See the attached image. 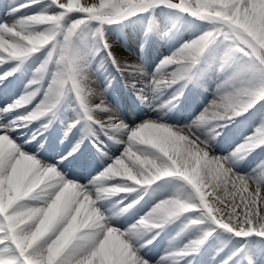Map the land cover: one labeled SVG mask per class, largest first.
I'll use <instances>...</instances> for the list:
<instances>
[{"label": "snow or ice", "instance_id": "6c2138e0", "mask_svg": "<svg viewBox=\"0 0 264 264\" xmlns=\"http://www.w3.org/2000/svg\"><path fill=\"white\" fill-rule=\"evenodd\" d=\"M166 11L207 27L152 73L138 55L114 51L105 26L140 16L159 33ZM29 61L39 66L24 94L0 101V264H194L220 233L251 243L214 250L212 264H264V160L238 171L264 150V0H13L0 18V84ZM104 62L146 110L139 122L128 124L106 89L92 86ZM189 85L211 99L179 123L171 113ZM67 103L75 115L64 138L73 129L81 137L48 157L37 135L64 119ZM36 122L21 140L20 129ZM228 125L244 129L241 142L217 154ZM85 141L103 168L81 183L67 165ZM172 225L173 239L187 243L154 261L145 249Z\"/></svg>", "mask_w": 264, "mask_h": 264}, {"label": "bare ground", "instance_id": "6f19581e", "mask_svg": "<svg viewBox=\"0 0 264 264\" xmlns=\"http://www.w3.org/2000/svg\"><path fill=\"white\" fill-rule=\"evenodd\" d=\"M12 2L13 0H0V18L3 17L5 7ZM19 2L23 3L25 0H19ZM81 2H83V0H81ZM38 10L39 6L32 9H25L24 11L25 13H30ZM146 19L149 20L147 17H132L131 19L121 23L125 25L124 29L120 28L121 24H115L105 26L104 31L109 40L114 42V51L118 55L133 58L138 55L143 67L149 73L155 71L157 65L165 56L170 55L185 40L192 38L190 35L193 32L199 30L202 32L205 30V28H201L200 23L197 25L191 24V18H185L184 16L166 11L156 20V23L160 28L159 34L150 31V25H145L144 33L142 34V22H145ZM95 27L96 26H93L92 32H94ZM140 33L141 35H144V37L140 36ZM95 63H100L99 57L96 58ZM154 63H156V67L153 66ZM38 66L39 62L33 63L32 61H29L28 65L23 70L17 72L15 76L9 77V80L11 81L10 83L0 85V101H2V97L7 96L14 91H18L20 95H23L25 91L24 86L33 78L34 69ZM3 71H5V69H0V74H2ZM107 75L108 81L105 82ZM109 76L112 77V80L110 81ZM119 78H122V83L119 82ZM97 82L98 84H93L92 86L97 90H99L100 87L106 89L107 101L119 110L122 118H125L128 124H134L144 118L146 110L139 105L134 95L129 91L128 87H126L125 79L110 65L109 62H104V66L100 68ZM181 97L191 99L192 101L188 105H178V108L171 113L174 119L179 123H184L192 116L197 115L202 110L204 104L211 99L209 93L192 85H189L188 88L185 89V95ZM93 103H98V100L94 99ZM62 113L65 114L68 120H71V118L75 115L70 103L65 105L62 109ZM98 116L101 119L104 118L102 114H98ZM65 127L66 126L62 124V120L58 119L52 124L48 131L42 133L47 136V141L45 142L47 144V152L45 153L46 156L53 157V155H56L57 152L59 153L61 148L65 149L67 153L71 151L70 147L73 148L76 142L80 139L82 130L77 132L75 131L76 133L73 134L75 137L74 139L70 138L72 133H70L65 139ZM39 128L40 124L39 122H36L28 128L20 129V139L26 135L32 136L33 132L36 133ZM243 131V128L235 125L226 127L223 130V135L220 137L219 144L215 149L216 153L226 154L234 148L236 144L241 142ZM56 138H58V142L55 141ZM37 140H39L38 135ZM62 140L63 143H61ZM33 143H35V141ZM93 150L91 149L89 152H84L83 149H79V151L75 154V156H78L77 162L74 163L72 160L71 164H73V166L67 170L70 176L78 179L81 183H87L92 177L96 176L101 171L99 170L95 174L93 173L94 175L90 173V170H92V164H96L100 161L97 160L99 156H97V153ZM262 160H264V150H258L241 164L238 171L241 172V174L251 172V170ZM178 188L179 182L173 181L167 191L170 193L176 192ZM155 191L159 193L162 190L158 188ZM177 230L178 229L175 225L166 229L151 245L145 249L148 257L155 261L159 260L160 257L164 255L165 251H163V248L166 246L160 245L161 243L159 244V242L164 238V236H169V233L171 232V234H173L172 242H178L181 244L187 243V237H182L179 240L173 239L176 236ZM210 245L211 241L207 245L204 254L199 257L194 264H212L211 257L214 255V250L216 249H211ZM218 247H220V245Z\"/></svg>", "mask_w": 264, "mask_h": 264}, {"label": "rangeland", "instance_id": "374dc122", "mask_svg": "<svg viewBox=\"0 0 264 264\" xmlns=\"http://www.w3.org/2000/svg\"><path fill=\"white\" fill-rule=\"evenodd\" d=\"M185 18H191V17H186V16H184ZM191 20H192V23L191 24H193V25H197V24H199L200 23V26H201V28H205L206 29V25H203V24H201V22H199V21H196V20H194V19H192L191 18ZM144 23V24H143ZM142 25L144 26H142V30L141 31H143L142 32V34L144 33V29H145V25H149V20H145V22L143 21L142 22ZM156 25H157V23H156ZM93 26H95V25H93ZM93 26L90 28V30H89V33H91L92 32V29H93ZM122 28L124 27V25H120ZM158 26V25H157ZM160 33V32H159ZM159 33H157V34H159ZM198 33H200V30L199 31H196V32H193L190 36L191 37H193L194 35H196V34H198ZM140 36H142V37H144V35H141V33H140ZM143 42V41H142ZM100 58V57H99ZM153 66L154 67H156V63H154L153 64ZM107 78H108V75L106 76V78H105V82L106 81H108L107 80ZM109 81H110V76H109ZM104 82V83H105ZM0 85H2V84H0ZM20 97V94H19V92L18 91H14V92H11L10 94H8L7 96H5V97H2V101H4V100H7V101H9V102H11L12 100H14V99H18ZM179 104V103H178ZM63 117H64V119L62 120V124H64L65 126H66V123L67 122H70V119L68 120L67 118H66V116H65V114H63ZM124 120H125V118H123ZM68 120V121H67ZM126 121V120H125ZM127 122V121H126ZM228 126H230V125H228ZM227 126V127H228ZM78 131L77 129H73L72 130V135L74 134V133H76V132ZM23 133H25V132H23ZM44 133V132H43ZM33 134H34V132H33ZM70 136V138L71 139H74L75 137H74V135L73 136ZM27 136V135H26ZM28 138H31V136H27ZM41 137V138H40ZM25 137H23V138H21L22 140L24 139ZM38 139L40 140V141H43V142H46L47 141V136H45V134H42V135H38ZM55 141H57L58 142V138H56L55 139ZM85 143V144H84ZM82 145H81V147L80 148H83V150L85 151V152H89L91 149L93 150V151H95L96 153H97V149L92 145V143L91 142H89V141H85ZM84 145V146H83ZM70 149H72V147H70ZM65 149H60V151H59V153L57 152L56 153V155H53V157H58L60 154H66V150L64 151ZM94 152V153H95ZM95 153V154H96ZM59 154V155H58ZM58 155V156H57ZM97 156H99L98 155V153H97ZM98 161H99V158L97 159ZM73 164H68L67 165V167H71ZM102 168H103V165H102V163H100V161L99 162H97L96 164L94 163V164H92V170H90V173L92 174V175H94L96 172H98L99 170H102ZM95 171V172H94ZM94 173V174H93ZM172 233V232H171ZM171 233H169L168 235L169 236H164V238L163 239H161V241L159 242V244L160 245H165L166 247H164L163 248V251H166V249H168L173 243H178V242H172V237H173V234H171ZM222 235V236H221ZM219 237V238H218ZM224 241H223V240ZM256 241H257V245H256V247L254 248V250L256 251V253H257V256L259 257V253H260V249H259V246H258V242H259V238H254ZM249 243H251V241H238V240H236L235 238H232V237H229L227 234H224V233H220V234H218V235H216L212 240H211V245H210V247H211V249H218V248H220V247H223L224 249H225V251H229V250H233V249H236V248H238V247H241V246H245V245H247V244H249ZM230 244V245H229ZM213 245V246H212ZM220 245V247H218ZM217 247V248H216ZM159 248V247H158ZM244 264H246V261H245V263Z\"/></svg>", "mask_w": 264, "mask_h": 264}]
</instances>
